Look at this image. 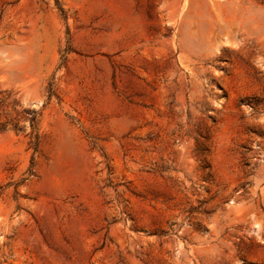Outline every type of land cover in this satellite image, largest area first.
Here are the masks:
<instances>
[{
	"label": "rangeland",
	"instance_id": "1",
	"mask_svg": "<svg viewBox=\"0 0 264 264\" xmlns=\"http://www.w3.org/2000/svg\"><path fill=\"white\" fill-rule=\"evenodd\" d=\"M0 264H264V0H0Z\"/></svg>",
	"mask_w": 264,
	"mask_h": 264
}]
</instances>
